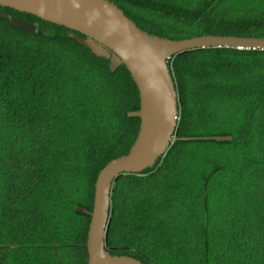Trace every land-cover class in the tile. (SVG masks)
I'll return each mask as SVG.
<instances>
[{"label": "trees", "instance_id": "16d2710c", "mask_svg": "<svg viewBox=\"0 0 264 264\" xmlns=\"http://www.w3.org/2000/svg\"><path fill=\"white\" fill-rule=\"evenodd\" d=\"M169 40L264 37V0H109ZM0 264H87L98 173L128 153L138 92L124 66L63 27L2 8ZM178 94L176 141L154 167L112 189L107 248L144 264H264V52L195 50L167 61ZM205 157H187L191 146ZM183 179L174 190L170 179Z\"/></svg>", "mask_w": 264, "mask_h": 264}, {"label": "water", "instance_id": "95a60500", "mask_svg": "<svg viewBox=\"0 0 264 264\" xmlns=\"http://www.w3.org/2000/svg\"><path fill=\"white\" fill-rule=\"evenodd\" d=\"M7 8L63 27L84 38H66L109 62V71L124 66L138 92L139 110L127 114L139 120L136 138L127 154L109 161L98 173L92 210L76 206L89 217L87 264H144L127 256L111 255L107 249L111 193L120 176L140 175L154 167L176 141L231 142V137L176 138L178 94L167 61L183 53L225 48L264 52L263 38L200 36L169 40L141 31L109 0H0V19L10 26L36 33L37 24H24L1 12Z\"/></svg>", "mask_w": 264, "mask_h": 264}, {"label": "rangeland", "instance_id": "374dc122", "mask_svg": "<svg viewBox=\"0 0 264 264\" xmlns=\"http://www.w3.org/2000/svg\"><path fill=\"white\" fill-rule=\"evenodd\" d=\"M190 149L193 150V151L186 152V156L187 157H199V158L200 157H205L204 156L205 152L204 151H200V146L193 145V146L190 147ZM183 183H184L183 179L180 178L179 176L173 177V178L170 179V186H171L172 189H174L176 191H177V189H181Z\"/></svg>", "mask_w": 264, "mask_h": 264}, {"label": "flooded vegetation", "instance_id": "af4514ba", "mask_svg": "<svg viewBox=\"0 0 264 264\" xmlns=\"http://www.w3.org/2000/svg\"><path fill=\"white\" fill-rule=\"evenodd\" d=\"M110 214H111V211H110ZM107 249L109 250L110 254L113 253V252H115L114 249H111V248H107ZM115 256H127V255H115ZM127 257L132 258L130 256H127ZM133 259H135V258H133Z\"/></svg>", "mask_w": 264, "mask_h": 264}]
</instances>
